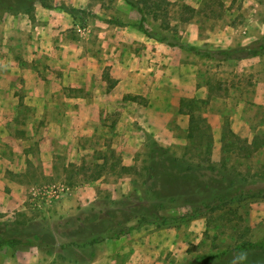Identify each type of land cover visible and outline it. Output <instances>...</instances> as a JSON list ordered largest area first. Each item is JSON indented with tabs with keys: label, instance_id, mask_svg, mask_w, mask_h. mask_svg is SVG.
I'll list each match as a JSON object with an SVG mask.
<instances>
[{
	"label": "rangeland",
	"instance_id": "1",
	"mask_svg": "<svg viewBox=\"0 0 264 264\" xmlns=\"http://www.w3.org/2000/svg\"><path fill=\"white\" fill-rule=\"evenodd\" d=\"M26 1L53 6L68 15L59 13L61 21L53 26L59 28L56 35L46 30L47 21L36 20V10L34 21L25 13H16L6 24L12 37L10 62L4 64L5 51L0 53V172L22 185L25 199L15 206L1 205L5 209H0V228L6 224L12 229V222L28 217L43 221L55 232L56 246L51 254L29 248L35 250L38 264H72V258L87 264L102 246L72 245V216L85 208L92 207L95 213L114 208L115 200L135 189L144 197L142 191L155 185V190L175 192L173 198H160L150 189L149 202L158 204L159 218L167 220L142 225L132 233H158L156 264H264V248L234 249L264 235V146L242 145L244 138L250 142L256 134L259 142L264 137V98L258 89V81L264 79V54L243 60L207 58L156 41L133 26L140 14L124 0ZM59 6L74 10L70 13ZM142 6L150 33L167 36L170 41L205 50L264 41V0H163L158 6L151 5L150 13ZM43 30L51 35L45 32L43 37ZM3 45L0 40V47ZM65 47L69 54L78 52L72 56L73 71L80 62L92 70L91 95L96 93L98 99L109 90L110 81L116 82L112 73L119 70L113 68L117 64L130 72L144 67L151 86L146 84L149 89L144 94L126 93L121 104L112 101L99 106L95 119L83 122L84 115L77 112L86 102L79 98L88 90L73 88L72 80L59 84L54 78L61 76L50 67ZM4 65L10 66L6 71L12 73L11 78L2 75L7 73ZM24 68L35 75L34 84L27 87ZM134 81L140 82L138 78ZM122 107L125 111L138 107L139 118L136 124L118 130ZM213 114L220 118L221 134L230 129L239 138L225 137L227 151L222 152L221 135L220 145H213ZM190 118L193 131L187 137ZM207 136L212 143L210 154L200 145ZM151 145L169 149L167 156L182 165L179 183L192 185L190 192L199 191L202 197L210 193L205 183L214 176V182H219L217 196L243 193L217 201L216 208L210 210L204 207L203 198L188 199L191 193L183 192L185 186H176L174 175L161 174L157 179L150 174L149 181L145 180L144 161L150 159L146 152ZM207 155L214 165L213 175L203 168L209 163ZM121 166L132 169L126 171ZM189 166L194 171L185 174L184 168ZM227 173L230 180L222 177ZM53 185L67 187L66 193H53ZM200 185L207 191L197 189ZM90 190H96L92 198L88 197ZM72 197L79 200L73 208L69 205ZM62 201L61 206L71 210L59 213ZM195 209H199L196 215L185 216ZM14 253L1 249L0 264Z\"/></svg>",
	"mask_w": 264,
	"mask_h": 264
},
{
	"label": "trees",
	"instance_id": "2",
	"mask_svg": "<svg viewBox=\"0 0 264 264\" xmlns=\"http://www.w3.org/2000/svg\"><path fill=\"white\" fill-rule=\"evenodd\" d=\"M127 4H129L131 7L135 8L138 13L140 14V18L137 23L133 24V26L142 32L145 36L149 38H153L156 41L159 42H165L168 45L171 46H177L180 49L191 51L197 55L207 57V58H214L216 56H220L224 60H239L249 57H255L260 56L264 54V41L262 40H255L254 42H250L245 45H236L229 48L224 49H218V50H205L203 48H200L199 46L182 43V42H176V41H170L167 36L161 35L156 36L150 33V31L147 29V27L144 24V16L146 14L144 8L142 5H144L145 9L150 13L151 11V5H159V3L163 0H124ZM25 3H27L25 5ZM0 6H1V12L3 14L9 13V14H16V13H25L30 21L35 20V6L34 1H26V0H0ZM47 8H53V6H44ZM60 7V6H59ZM61 9L72 12L74 8H67L64 6L60 7ZM106 22H112L121 24L119 20L111 21V20H104ZM114 84L113 81H110L108 84V88L110 89L112 85ZM128 97V96H125ZM198 120H202L199 118ZM193 120L192 118L189 119L188 124V131H187V137L191 136V132L193 131ZM197 124V123H196ZM206 136V135H205ZM229 136L230 138H233V141L236 139L238 140V136L236 133L232 132L230 129L224 130L221 134V140H222V152L227 151L225 146V137ZM208 139H205L204 142H200V145H204L203 152L205 154L211 153V142L209 136H207ZM201 141V140H200ZM236 142V141H235ZM248 142L250 146L254 144V146L263 147L264 146V137L260 138L259 142L257 141V135L255 134L252 138V141H248L246 138L242 139V145L245 147L244 143ZM231 145L233 148L237 147L236 143H232ZM246 145V146H249ZM241 147V146H240ZM169 149L160 147V146H154L151 145L147 149V156L150 158L148 161H144L146 164L144 166V179L149 181V178H151V175L155 178H159L161 174H167V175H174V179L177 180L176 186H185L183 192L190 195V200L197 201L198 199H201V201L204 200V207L212 210L216 208L215 203L217 201L221 202L227 199H232L233 197L238 198V195L240 196L243 192H238L236 195L234 194L233 197L229 195H224L225 198H221V196H217V193H219V182H214V176L210 177L208 182L205 183L207 186H209L210 193L205 194L203 197L199 193H194L193 191L190 192L191 186H189L188 183H179L180 178V171L182 170L180 167V163H176L172 158L167 156ZM207 163L203 168L209 171L211 175H213L214 171V165L209 160V155H207ZM223 165V164H222ZM124 170L128 171L131 170V166H121ZM134 169V168H133ZM193 166L185 167L184 172L187 174V172L190 174L192 172ZM151 174V175H150ZM230 180V177L227 174H222V177H224ZM198 183V182H197ZM196 185V184H195ZM173 186V185H172ZM175 186V185H174ZM217 186V190H216ZM226 186H229L227 183ZM196 187V186H195ZM152 188L153 194L156 195V197H169L173 198L175 195V192L173 190L171 191H164L162 189L155 190L154 186H148L149 191H142L144 197L142 198L137 194V190H133L129 194L122 197L121 200H115L112 204V206L115 204L116 207L111 208L108 206V208H103V210L99 211L98 213L92 212L93 208H85L82 210H79L75 213L74 216H72V224H74V228L72 230V236L75 237L74 240H72V245L75 246H88L95 243H101L105 239H117L122 235H125L132 231L133 229L139 228L142 225L145 224H156V223H165L167 218L160 217L158 215L159 206L158 204H152L149 202V196H150V189ZM154 188V189H153ZM201 189L202 191L205 190L201 185L197 187V189ZM188 189V190H187ZM168 190V189H167ZM260 192L258 191L257 194ZM132 198V199H129ZM141 200H143V204H138ZM199 209H195L193 212L185 214V216H192L196 215L198 213ZM154 215V217H152ZM71 218V217H70ZM69 217L66 218V221L70 219ZM77 223V224H76ZM12 229H8L7 225L4 224L2 228H0V250L7 248L10 249L13 253L21 250H28L31 247H36L40 251L44 252L45 254H51L53 253L55 246H56V240H55V232L52 230H48V226L44 224L43 221L33 219L32 217H28L25 219H21L18 221L12 222ZM80 241V242H79ZM264 248V235L259 237L256 240L243 242L239 245H236L234 247L235 250L239 251H252L255 249H262ZM224 252H221L217 254L220 256ZM76 259V258H74ZM91 259V258H89ZM88 259V260H89ZM87 260V261H88Z\"/></svg>",
	"mask_w": 264,
	"mask_h": 264
},
{
	"label": "crops",
	"instance_id": "3",
	"mask_svg": "<svg viewBox=\"0 0 264 264\" xmlns=\"http://www.w3.org/2000/svg\"><path fill=\"white\" fill-rule=\"evenodd\" d=\"M34 6L36 10V20L47 21L46 30L49 31L52 30L53 32L51 33L52 35H54L55 31H58L59 28L58 29L57 27L53 28V26L54 25L57 26L58 23H60L61 21L60 18L57 19L59 13H63L64 15H68V14L63 11H60L59 8H47L42 6L41 4L37 5V3H34ZM9 16L14 17L9 13L3 14L2 16L3 21L1 22L2 24L0 23V40L2 41V43H4V45L0 47V53L5 51L4 64H6L7 60L8 62H10L11 34L10 31L7 30V25H6L7 22L11 21L9 19ZM46 30H43V37ZM51 33L46 32V34L49 35H51ZM38 45L40 46V42H38ZM77 53L78 52H74L73 55L72 53L69 54L67 47H65L64 51H62L60 54L62 58L60 57V59H53L50 63L51 65L50 67L52 71L56 73V75L61 76L57 79L54 78V80L58 81L59 84L67 80L68 81L72 80V82L70 83H72L73 88L81 89V87L84 86L83 88L86 91L88 90L87 92L88 95L85 94L86 92H84V94H82V97L79 98L86 102L85 103L86 107L82 109L78 107V112H77V115L79 116L84 115V118H82L83 122L91 121L92 119L94 120L98 114L97 111L99 106L102 107L104 104H110L112 103V101L121 104L124 101L123 96L126 93L144 94L146 92L145 89H149L146 86V84L149 83V81L146 80L145 75L143 73L145 72L144 67L142 68L138 67V69L136 67L137 70L134 69L132 72H130L128 70L129 68L117 64L114 65L113 68L117 66L119 67V70H114V72L112 73V77H114L116 82H114L112 87L104 93L103 98L98 99L96 93H94V95H91L93 91V85L91 82L92 70L85 67L83 62H80L78 66H75L76 69L75 71L72 70V56H76ZM0 61H3L1 55H0ZM139 63L142 64L144 63V61H141ZM8 68H10V66L7 65L3 66V70L5 71ZM11 74L12 73L7 72V73H3L2 75L5 77V79H7V78H11ZM78 74L79 76H76ZM34 76L35 75L31 72L29 68H24L23 77L25 78L26 87L30 86L31 84H34L35 82ZM135 78H138L140 82H135L134 81ZM37 82H41V80ZM104 82L105 81L103 80L101 81L102 84H104ZM42 83H44V79H42ZM149 84L150 87L151 83ZM258 89L260 91V95L264 98V79L258 81ZM138 107L141 108V105H138ZM138 107H134L133 110L131 111L130 110L125 111L124 110L125 107L119 109L120 114H118V121L116 122V126L118 127L117 128L118 130L120 129V127L123 128L122 127L123 125H127V124L131 125V123L136 124L135 121L137 118H139V113L135 112V109L136 111H139L137 110ZM142 109H140V111H142ZM146 113L148 112L146 111ZM215 118H217L218 120H215ZM212 119L213 121H211V125H212L211 127H212L213 140H214L213 145L216 146V145H220L219 140H220L222 126H221V122H219L220 118L218 115L213 114ZM160 124L161 121L157 120L156 125L159 128H161ZM183 127H185V125ZM156 130L157 127L155 128L154 131L156 132ZM14 178H16L15 174H14ZM95 194H96V190L88 191V197L91 196L92 198ZM24 199L25 196L23 195L22 185L20 183L18 184L16 180L14 181L13 179L6 177L4 175V171L3 172L1 171L0 172V209H5L4 208L5 206L6 207L15 206V203H17L18 205L19 203H22ZM63 201L61 202V204L58 205L59 213H62V211H66L67 209L71 210L70 206H67L66 208L65 206H61ZM78 201H79L78 198L76 199L75 197H72V202H71L72 204L69 205H72L73 208L75 207V204L78 203ZM4 203H6V205L1 206ZM157 234H158L157 232H148V233L146 232V234H143L142 236L140 233H138L137 236L133 234L132 231H130L129 233L122 235L117 239H105L104 241L101 242L102 251L95 257L89 259V261H87L88 262L87 264H156L158 263L156 261L157 259L156 251H158L156 249V246H159L157 245V243H159V240H157L158 239ZM121 256L124 257L123 259L121 258V260L123 261L119 260ZM38 259L39 258L36 256L35 250L30 249L27 251L15 252L10 257L5 259L3 264H35V263L38 264ZM72 264H85V263H80L78 259L76 260L72 258Z\"/></svg>",
	"mask_w": 264,
	"mask_h": 264
},
{
	"label": "built area",
	"instance_id": "4",
	"mask_svg": "<svg viewBox=\"0 0 264 264\" xmlns=\"http://www.w3.org/2000/svg\"><path fill=\"white\" fill-rule=\"evenodd\" d=\"M52 187H53L52 188L53 193H58V195L62 194L64 192L66 193V191H67V187H64V186L53 185ZM58 195H56V196H58Z\"/></svg>",
	"mask_w": 264,
	"mask_h": 264
}]
</instances>
